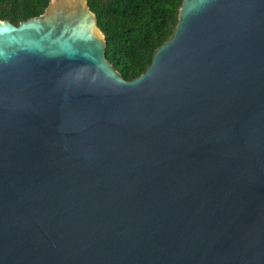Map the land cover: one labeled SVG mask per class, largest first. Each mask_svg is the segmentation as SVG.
Instances as JSON below:
<instances>
[{"label":"water","instance_id":"obj_1","mask_svg":"<svg viewBox=\"0 0 264 264\" xmlns=\"http://www.w3.org/2000/svg\"><path fill=\"white\" fill-rule=\"evenodd\" d=\"M106 46L0 21V264H264V0H183L131 81Z\"/></svg>","mask_w":264,"mask_h":264},{"label":"trees","instance_id":"obj_2","mask_svg":"<svg viewBox=\"0 0 264 264\" xmlns=\"http://www.w3.org/2000/svg\"><path fill=\"white\" fill-rule=\"evenodd\" d=\"M51 0H0V21L18 26L42 15ZM106 40V58L127 80L145 73L173 35L183 0H87Z\"/></svg>","mask_w":264,"mask_h":264}]
</instances>
